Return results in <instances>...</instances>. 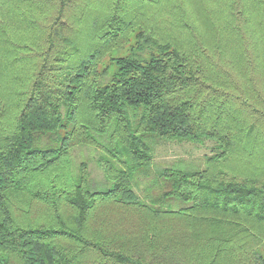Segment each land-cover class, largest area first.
<instances>
[{"label": "trees", "instance_id": "1", "mask_svg": "<svg viewBox=\"0 0 264 264\" xmlns=\"http://www.w3.org/2000/svg\"><path fill=\"white\" fill-rule=\"evenodd\" d=\"M23 1L35 38L0 26V79L14 71L0 83V264H264V168L232 165L264 155V0H194L212 51L185 0H167L152 32V0ZM219 15L238 61L221 50ZM205 140L202 168L152 162L159 141ZM79 144L103 149L98 183L84 162L73 170ZM123 209L135 230L121 232Z\"/></svg>", "mask_w": 264, "mask_h": 264}, {"label": "rangeland", "instance_id": "2", "mask_svg": "<svg viewBox=\"0 0 264 264\" xmlns=\"http://www.w3.org/2000/svg\"><path fill=\"white\" fill-rule=\"evenodd\" d=\"M178 1L181 2V0H178ZM98 3L105 4V1L99 0ZM167 3H168L167 0H152V7L145 8V15L148 17H151V19L150 18L145 19L144 20L145 25H144V22L143 23L141 22V23L143 27H146L148 32H152L151 30L152 28L150 27H153L156 30L159 29V27L157 26L155 22H156V19H159L162 21L163 15L167 12V10H169V8L165 7ZM23 4L26 5L23 0H0V26H3L4 28H6L11 38L16 39L18 41H21V40L28 41L30 39L35 38V36L37 35V33L31 30L30 28L26 29L25 25L21 21L22 15L24 13H26L27 15H30L31 17L32 16L34 17L35 15L31 11V9L25 8ZM131 5L133 8L134 6L138 5V2L133 1L131 2ZM185 5H186V8H181V10L183 11L182 15H184L185 19L189 23H191V25L194 27V29L196 30V33L200 36L203 42V45L205 47H208L212 51L214 47L215 38L209 35V31H205V26H204L205 21H206L205 15L203 14L204 15L203 16L201 14V9H199L196 6V3L194 0H185ZM220 8L222 10V7ZM216 19H217L216 20L217 24L221 28V32H222L221 39H220L221 50H223V53L226 56L227 60H233V62L238 61V59H236V54H237V50L239 47L238 42L235 39L231 38L230 36H224L223 30H222L225 24L224 19L220 18V15ZM169 20L171 21L172 18H169ZM171 34L172 36H175L174 33L171 32ZM181 34L182 33H180V35ZM130 35H131L130 43L125 48L119 50L118 52L114 51L110 55H106L105 58L103 59L101 67H100L101 70L105 67H108L107 73L106 75H104V78H103L104 80H106L110 76V74L113 72V69H114L112 64H110L111 58L116 57V56L125 55L129 52L130 46L133 45L134 43V32H131ZM252 36L255 38L254 35ZM181 38L183 39V42H187L190 45L189 48L193 46L192 43L190 44L189 40L185 39L184 37H181ZM256 44L257 43H255V45ZM1 49L3 52H6L7 44H4ZM259 49H261V47H259ZM4 64L5 63L3 61V65ZM232 65L234 66L236 70H238L239 62L234 63ZM23 66L22 67L19 66L18 69L24 68ZM263 70L264 69H260V71L264 72ZM13 72H14L13 70H10L7 73L3 71L2 73L3 75H2V78L0 79V83L4 89L12 85V79H14L12 78L14 76ZM19 81H21L20 78H19ZM214 144L215 142L212 140H205L203 143H193V142H188V141H183V142L159 141L154 147L152 162L154 165H162V166L183 162L185 166L187 167L190 166V167L202 168L204 167V157L212 153ZM261 146H264V145H261ZM260 151H261V148L258 147L257 154L253 160L240 161V159H234L232 165L235 168H238L239 169L238 171L241 170L242 173H244L243 171H250L251 169L255 168V165H257L256 167L258 169L264 168V163L259 162V160L264 159V155H260ZM102 153H103V149L100 148L99 145L92 146L88 144H79V145L72 147L70 149L69 154L71 157L74 172L77 171L79 164L81 162H84L86 164L85 166L87 167V170L93 182L98 183L99 181L103 180V172L97 164V160L100 154ZM148 184H149V179L140 177V180L139 181L137 180V184L134 186V190L139 195V197L143 199H147L144 191H145V187ZM152 190L153 192L156 191L155 188L154 189L152 188ZM120 213L121 212H115V214H113L111 217L115 215H119ZM123 213L127 217H124L122 219L121 224H117V225H121L120 226L122 228L121 232H124L126 230L128 231L135 230L136 226L132 222L135 221V218L138 217L137 214L135 213L129 214L124 209H123ZM34 214H36V211L34 208H31L30 215L33 216ZM116 221L117 220H115L114 218V224L116 223ZM113 229L114 227L110 228V231L112 233H113ZM263 251H264V243H263Z\"/></svg>", "mask_w": 264, "mask_h": 264}]
</instances>
